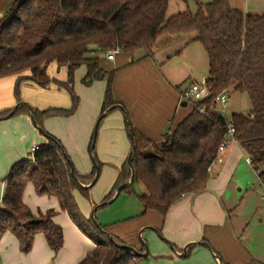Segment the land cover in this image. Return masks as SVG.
<instances>
[{"label":"trees","instance_id":"16d2710c","mask_svg":"<svg viewBox=\"0 0 264 264\" xmlns=\"http://www.w3.org/2000/svg\"><path fill=\"white\" fill-rule=\"evenodd\" d=\"M168 7L169 0H15L0 20V78L16 77L14 94L18 103L22 101L20 85L24 80H33L44 88L55 84L71 95L70 108H34L43 129L46 118L68 117L76 112L79 97L74 91V75L83 64L87 65L83 78L86 85L107 80L102 119L106 110L116 104L112 94L116 70L103 69L100 54L144 51L143 57H150L162 34H195L194 40L202 44L208 56L209 76L204 82L211 89V97L196 104L185 101L192 111L171 127L163 141L153 142L151 151L141 150L139 142L146 138L127 121L137 145L132 158L134 183H141L145 189L138 195L143 215L157 211L165 216L181 197L207 187L211 177L209 167L217 159L227 133L228 119L214 109L216 96L225 92L246 94L250 99L252 109L234 112L230 120L240 147L251 157L252 167L264 185V13L233 8L229 0L198 2L195 14L180 12L170 17ZM52 62L67 66V81L48 75ZM203 105L204 114L199 111ZM13 109L0 112V117ZM23 112L30 113L28 106L22 105L12 116ZM45 132L48 142L39 146L33 158L14 164L3 180L0 240L10 231L18 238L21 251L28 253L35 236L42 233L55 253L63 247V229L54 221L56 210L34 213L23 201L24 191L31 183L37 194L55 196L60 209L95 243V248L79 264H138L142 256H131L129 250L117 246L92 218H86L80 211L74 191L81 187L72 171L85 183L94 179L96 167L90 174L81 175L72 160L68 162L66 155L70 156L61 141ZM95 139L96 132L93 143ZM92 151L99 164L95 148ZM130 176L131 169L124 164L118 182L103 201H108ZM101 227L108 230L107 226ZM137 250L142 253L145 248Z\"/></svg>","mask_w":264,"mask_h":264},{"label":"crops","instance_id":"0c3cea01","mask_svg":"<svg viewBox=\"0 0 264 264\" xmlns=\"http://www.w3.org/2000/svg\"><path fill=\"white\" fill-rule=\"evenodd\" d=\"M14 2L15 0H0V20L9 12ZM160 38H166L167 44L158 46L157 41ZM194 38L195 34H162L157 39L150 57H143L144 51L129 54L118 50L112 60L107 58L108 53L100 54V66L108 71L116 70L112 84L113 99L116 101L114 108L100 119L107 80H95L89 87L84 86L80 91L78 90L79 105L73 115L53 116L43 121L45 131L61 141L81 175L90 174L95 166L89 158V154L93 155L91 143L93 144L95 127L97 132L94 148L98 162L105 167L115 166L118 171L114 188L121 167L127 164L133 145L127 121L146 138L139 142L141 150L151 151L153 142L163 141L165 135L170 133L171 127L192 111V106L187 110L185 107L188 104L182 105L185 102L182 99L184 90L182 84L188 78L193 79L191 83L199 82L197 75L188 65L181 75H174L175 73L172 74L170 70H165V65L169 64V59L178 55L184 46L199 42ZM176 40L179 41L178 43L182 42L177 46H182L181 48L170 44ZM170 50L174 52L168 56ZM84 65L86 68L77 72V78L82 79V82L87 73V65ZM50 66L54 69L58 68V71L66 68L68 77L67 66H59L56 62H52L47 69L51 78L55 76L49 70ZM81 68L84 66L82 65ZM208 76L209 68L208 72L203 74L202 82L206 81ZM59 81L65 82L60 79ZM15 82V76L0 78V112L14 108L18 103L14 94ZM56 86L51 84L44 88L33 80H24L20 85V99L39 110L70 108L72 103L67 97L61 96L58 91L60 88ZM11 135L21 138L30 137L31 148L48 142L46 136L43 137L40 132L34 131L30 113L27 112L0 119V151L9 148L10 141L7 138ZM245 155L239 143L227 148L221 154L223 161L215 162L213 170L210 171L211 177L207 187L181 197L165 216L157 211H148L141 215L143 207L140 205L141 212L136 216H130L120 223L105 222L101 225L107 226L111 234L137 249L143 246L139 239V232L143 230L142 237L147 241L149 248H152L162 260V264H219L215 255L201 244L191 246L185 257L179 255L187 244L204 241L209 243L215 253L219 254L227 264H250L252 261L253 264L264 263L263 258L256 260L245 248L244 243L248 239L245 233L249 220L238 218L243 212L241 207L239 208L238 193L243 191L240 184L244 183V180L237 175V171ZM32 156L25 159H31ZM88 183L90 182H85ZM95 184L90 189L82 187L76 189L89 197L91 209L111 192L97 200L94 194L90 193ZM259 184L264 188V185L260 182ZM2 185L0 207L4 182ZM23 201L34 213L56 210L54 221L63 229V247L55 253L44 234L39 233L35 236L31 251L25 253L21 251L16 235L7 231L0 240V264H79L95 248V243L77 227L67 212L60 209L59 201L55 196L39 195L34 185L29 183L24 191ZM128 222L129 227H126ZM157 233L167 238L176 251L160 244Z\"/></svg>","mask_w":264,"mask_h":264},{"label":"rangeland","instance_id":"374dc122","mask_svg":"<svg viewBox=\"0 0 264 264\" xmlns=\"http://www.w3.org/2000/svg\"><path fill=\"white\" fill-rule=\"evenodd\" d=\"M212 1L214 0H169L167 17L173 16L180 12H190L195 14L198 11V2L201 4H207ZM229 1L231 7L233 8L247 11L249 13H264V0H229ZM165 40L166 38H160L157 41L158 46H162L164 45V43L167 44ZM178 42L179 41L176 40L175 42L173 41L172 43L170 42L169 43L171 45L173 44L174 47H177L182 43L181 41L180 43ZM181 47H177V48H181ZM173 52L174 50H170L168 56H170ZM168 63L169 64L165 65V70L167 71L170 70L172 74L175 73L174 75L183 74L188 65V67H191L192 71L197 75V81H199V83L202 82V76L206 71L208 72V68H209V60L207 53L200 42H192L189 45L184 46L181 49V51L178 53V55H175V57L169 59ZM83 66L84 68H81L82 66H80L79 67L80 69L78 68L75 71V75H74V84H75L74 91L77 95H79L78 90L80 91L82 87L84 86L89 87V85H86L84 82H82V79L77 78L78 77L77 72L79 73L81 69L86 68L84 64ZM49 70L54 74L53 76H55L57 80L60 79L67 81L68 77H67L66 68L62 69L61 71H58V68L54 69L53 66H50ZM192 80L193 79L191 78L186 79L185 82L182 84V89H186L191 84ZM58 91L61 93V96L63 95L64 97H67L70 103H72V99L69 91H67L65 88H60ZM230 96H231L230 101L228 102V104L224 109V115L227 119L230 120L231 115L234 112H248L252 109L250 99L246 94L232 92ZM219 107L221 108L220 105ZM185 108L187 110H190L191 105L188 104V106H186ZM183 110L185 109L183 108ZM31 124L33 125L34 131L39 132V130L32 123V121ZM95 131L97 132L96 127H95ZM41 135L44 137L42 133ZM1 139L5 140V138H1ZM7 139L10 141L9 148L4 149V151H0V193L3 186L2 185L3 180L5 176L8 174L10 168L19 161L33 155V153H31L30 137L26 136L25 138H21L19 136L15 137L14 135H11L8 136ZM96 154H97V148H96ZM246 157L247 155L243 156L242 164L240 166V169L237 171V175H239L242 178L241 180H244L243 181L244 183L240 184V187L243 188V191L241 193H238L239 196L238 203H240L239 208L241 207L243 212H241L238 215V218L239 217L243 219L247 218L249 220L248 229L246 230L245 233V236H247L248 239L244 243V246L250 251L251 254H253V257L256 260H261V258L264 259V198H262V196H264V188L259 184L258 175L254 170V168H252V166H250L246 162ZM89 158L91 163L94 164L92 154H89ZM99 167H100L99 180L90 191L92 195L94 194L97 200L98 198H101L102 196L104 197L110 191H112V188L116 182L117 174H118L117 173L118 171L115 166L105 167V165H100ZM144 190H145L144 186L141 183H134L129 191L122 192L112 204L102 207L96 211L95 217L98 223L99 224L105 222L120 223L125 221L126 218L130 216H134V215L136 216V214L141 212L140 211L141 203L139 202L138 195L144 192ZM248 190L250 195L249 193H247ZM74 194L81 213L86 218L89 217L91 218V214L94 208L91 209L90 207L89 197H87V195L82 194L79 190H75ZM99 202L97 203V205L100 204ZM86 210L89 211L87 212ZM142 213L141 215H143ZM129 224L130 223L128 222L127 225L125 226L129 227ZM158 238L160 244L168 246V248H170V246L164 240H162L160 237ZM162 263H163L162 260L158 258V256L153 252L152 248L150 249V253L148 257H141L138 260V264H162Z\"/></svg>","mask_w":264,"mask_h":264},{"label":"water","instance_id":"95a60500","mask_svg":"<svg viewBox=\"0 0 264 264\" xmlns=\"http://www.w3.org/2000/svg\"><path fill=\"white\" fill-rule=\"evenodd\" d=\"M186 104H187L186 102H183V103H182L183 106H185ZM22 105H26V106H28V108L30 109V118H31L32 123H33L34 126L39 130L40 133H42L44 136H47L45 130H44L41 126H39V124H38V122H37V120H36V117H35V110H34V108H33L31 105H29L27 102H25V101H21V102L17 103L16 106L14 107V109H13L8 115H6V116H4V117H0V119H6V118L11 117V116L15 113V111H16L19 107H21ZM118 106H120V105H118ZM113 108H114V106L108 108V109L106 110V112L104 113V115H105L106 113H108V112H109L111 109H113ZM104 115H103V116H104ZM100 119H101V118H100ZM130 132H131V137L133 138V132H132V130H131ZM94 146H95V143H93V145H92V149L94 148ZM136 149H137V145H136L135 141H133V145H132L131 151H130V153H129V155H128V159H127V164L129 165V167H130V169H131V176H130V178H129L126 182L121 183V184L117 187V189L115 190L113 196H112L108 201H103V202H101L100 204H98V205H96V206L94 207V209H93V211H92V214H91V218H92L93 221L96 223L97 227L100 228V231H101L102 233H104L105 235H107V237H108L112 242H114L117 246H119V247H123V248H126V249L129 250L133 255L136 254V255H140V256H142V257H147V256H149L150 250H149V246H148L147 241H145V239H143V237H142V232H143V230H141V231L139 232V238H140V241L142 242V244H143V246H144V248H145V251L141 253V252H138V250H137L135 247L131 246V245H126V244H120V243H118V242L115 240L113 234H111L108 230L103 229V228L101 227V224L98 223V221H97V219H96V217H95V213H96V211H97L98 209H100V208H102V207H105V206H108V205L112 204V203H113V202L119 197V195L122 193V191H123L124 189L129 188V187H131V186L134 184V182H135V168H134V166H133L132 158H133V154H134V152L136 151ZM92 153H93V151H92ZM66 157H67V159H68V162L71 163V159H70L67 155H66ZM93 161H94V165H95V167H96V175H95L94 179H93L90 183H88V184H85V183L81 182V181L79 180V178H77V177L75 176L74 171H72V176L74 177V179L76 180V182H77V183L80 185V187H82V188L90 189V188L95 184V182L97 181V179H98V177H99V175H100V167H99V164L96 162V159H95V157H94V154H93ZM198 192H199V191H198ZM152 229H154V230L156 231L155 228H152ZM157 234H158V237H160L162 240H164L165 242H167V243L170 245V247H171L174 251H176V249H175V247L173 246V244H171L170 241H169L167 238H165L161 233H157ZM195 244H201V245L206 246V247H207V248H208V249H209V250L215 255V257L218 259V263H219V264H225V263L222 262L221 257H220L217 253H215V250L213 249V247H212L209 243H207V242H205V241H204V242L189 243V244H187V245L184 247L183 252H182L181 254H179V255H180L181 257H185V256L187 255V251H188V249H189L191 246L195 245Z\"/></svg>","mask_w":264,"mask_h":264},{"label":"built area","instance_id":"2783aa9c","mask_svg":"<svg viewBox=\"0 0 264 264\" xmlns=\"http://www.w3.org/2000/svg\"><path fill=\"white\" fill-rule=\"evenodd\" d=\"M116 51H111L110 53L107 54V58L109 60L114 59ZM212 95L211 89L210 87H208L206 85L205 82H193L191 83L186 89L183 90L182 92V99L186 102H189L191 104H196V103H200L203 102L204 100H208ZM230 95L228 93H221L220 95L216 96L215 98V107L214 109L218 110L220 113H222L224 115V109L226 107V105L228 104V102L230 101ZM219 105L221 106V108L219 107ZM199 111L201 113H205L206 108L205 106H200L199 107ZM225 116V115H224ZM235 126L233 124V122L231 120H227V133L225 135V140L223 141V143L220 145L219 150H218V157L215 160V162H222L223 158L221 157V154L230 146L232 145H237L238 141L235 137ZM39 148V146L34 145L31 148V153H35V151H37V149ZM215 162L209 167V172L213 170L214 164ZM246 162L252 166V159L251 157L247 156L246 157ZM131 256L133 255L132 253L130 254Z\"/></svg>","mask_w":264,"mask_h":264}]
</instances>
